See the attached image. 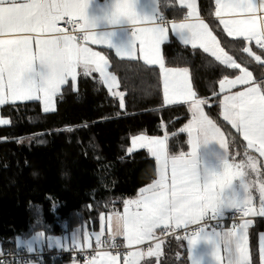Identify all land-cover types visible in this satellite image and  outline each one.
Segmentation results:
<instances>
[{
    "label": "trees",
    "instance_id": "16d2710c",
    "mask_svg": "<svg viewBox=\"0 0 264 264\" xmlns=\"http://www.w3.org/2000/svg\"><path fill=\"white\" fill-rule=\"evenodd\" d=\"M163 2L167 17L186 15V11L172 14L178 11L173 0ZM199 5L222 48L264 83V64L243 49L251 48L262 60L264 51L225 33L215 18L214 0H199ZM163 55L167 66L189 68L196 96L207 101V113L226 133L231 149L241 148L242 138L221 117L219 103V81L236 76L239 70L175 38L164 45ZM109 58L123 93V107L96 72L81 74L76 87L67 84L52 112H44L38 100L2 107L1 114L10 122L0 125V251L15 250L21 240L38 232L61 233L66 221L73 226L97 220L101 212L121 205L153 181L156 160L146 149L129 152L134 136L167 135L171 155L189 150L188 134L181 129L191 118L190 106L164 103L160 68L119 59L111 52ZM252 221L250 260L260 264L264 219ZM240 223L229 221L216 229ZM184 238L175 234L163 238L160 264H189Z\"/></svg>",
    "mask_w": 264,
    "mask_h": 264
},
{
    "label": "snow or ice",
    "instance_id": "6c2138e0",
    "mask_svg": "<svg viewBox=\"0 0 264 264\" xmlns=\"http://www.w3.org/2000/svg\"><path fill=\"white\" fill-rule=\"evenodd\" d=\"M181 2L190 9L189 16L198 17L195 0ZM216 5L217 17L221 16V10L232 17L220 20L228 36L244 37L249 42L255 41L256 45L264 49V0H216ZM88 7L89 0H0V105L9 101L42 99L45 112L54 110V97L59 93L61 85L68 82L69 77L76 79L78 67L83 68L85 75L92 71L99 72L110 89L117 86L116 77L106 73L105 57L87 46L78 44L76 36L57 26L59 21L69 17V23L75 28L78 17L82 21L80 28L84 30L81 37L83 40H91L93 43L108 42L109 46H112L110 39L91 31L96 28L97 20L89 18ZM105 18L111 24L120 23L122 18H126L133 25L143 20L151 21V27L135 30V41L131 48L117 47V52L133 56L136 41H139L145 60L158 64L161 69L165 103L190 100L194 113L193 122L181 129L187 131L190 136V158H186L182 153L179 157L169 160L166 142L159 138L139 136L133 140V148H147L160 162L164 171L160 179L143 189L137 199L125 202L123 215L114 213L120 229L119 234L125 237L127 247L132 248L154 239V231L161 225L186 228L189 224H199L209 214L215 219L223 208L239 209L244 215L256 213L257 210L252 206L249 186L243 179L244 173L239 170L243 164H230L226 153L222 174L207 168L203 169V175L198 171V147L207 144L209 139L218 140L223 148L226 143L220 129L204 115L201 105L205 101L195 99L196 93L191 87L189 70L166 68L160 58L159 44L166 38L167 28L162 18L158 17L157 11L153 16H140L136 9V0H113L112 10ZM172 27L180 34L184 43L191 44L192 47L199 46L221 64L240 70L241 74L234 79L225 76L219 81L221 92H230L237 85H248L243 91L224 96V118L230 120L238 131H242L249 147L258 145L256 150L264 156V83L254 82L253 73L247 68H242L241 64L220 47V42L203 21L173 24ZM243 51L264 64V60L250 48L245 47ZM113 95L118 94L113 92ZM119 100L120 106L123 107L122 94L119 95ZM8 123V120L0 119V124ZM194 126L204 133L202 141L193 136ZM248 159L249 167L255 170V162L251 157ZM169 165L172 173L171 190L166 177ZM234 168L236 171H233ZM237 176L241 177L246 195L243 199L233 197L225 200L224 190L232 186L233 179ZM260 193L258 214L264 216V183L260 184ZM132 207L135 211L130 210ZM141 208L143 211H140ZM250 224V220H245L242 224L217 234L218 242L214 253L217 262H221L220 250L223 247L227 253V264H251L247 233ZM205 232L206 227L202 226L188 238L189 244L195 246ZM102 235L103 232L95 237L98 245L103 243ZM37 236L43 239L42 233ZM73 245L79 246L75 237ZM55 246L63 248V241L57 240ZM88 246H91V241ZM260 252L264 258V243L261 244ZM159 253V243L155 249L150 247L147 252L129 251L123 264H140L143 257L158 256ZM0 264L4 262L0 261ZM87 264H120V255L101 252L90 258Z\"/></svg>",
    "mask_w": 264,
    "mask_h": 264
},
{
    "label": "crops",
    "instance_id": "0c3cea01",
    "mask_svg": "<svg viewBox=\"0 0 264 264\" xmlns=\"http://www.w3.org/2000/svg\"><path fill=\"white\" fill-rule=\"evenodd\" d=\"M195 2H196V9L198 12V17L197 16H189L188 13H189L190 9L187 7V5L185 3H182L181 0H173V3L175 4V7L178 8L177 9L178 11L175 10L172 14L175 15V13L179 14L182 11H186V15L183 18H179V19L169 18L166 16L167 19L169 20V22L164 23L165 27L167 28L166 38L159 44V53H158L160 58L163 60L166 68H177V67L167 66L165 59H164V55H163L164 45L166 43H168L172 38H175L177 41H179L183 45L192 47L191 44L184 43L183 40L181 39L180 34H178L175 30H173V27H172L173 24L179 25L180 23H196L198 21H203V23L208 25V28L213 33V35L216 36L215 33L213 32L209 22L207 20H205L201 15L199 0H195ZM214 2H215V18L218 19L219 23H220L221 18H223V19H231L232 18V17L226 15L223 12V10H221V16L217 17L216 12L218 9H217V5H216V0H214ZM112 5H113V0H89V7L87 10L89 18L90 19L95 18L97 20L96 28L94 30H91V31H95L98 36H105L106 38L110 39L112 42V46H109L108 42L93 43L91 40L84 41V42H79L78 40H76V42L82 46L89 47L90 49H92V51L98 52L102 56L105 57V59L107 60L106 73L109 74L110 76L116 77L117 86L110 89L109 85L104 83V79L100 76L99 72L92 71L91 73L96 72L98 74V76L100 77V79L102 80V82L105 84V86L107 87V89L111 93L120 92L123 95V93L121 91H119V88H118L119 87L118 77L116 76V74L114 72H112V70L110 68L111 67V62H110V58H109L110 52L113 53L119 59L141 60V61H143L149 65H154V66H158V67H159V65L149 63L145 60L143 53L140 50L142 45L140 44L139 41H136V44H135L136 51H135L133 56H129L127 54H120L117 52V49H116L117 47H121V48H125V49L131 48L133 42L135 41L134 32L137 28L151 27L152 24H151V21H149V20H143L142 22L138 23L137 25H133L130 22H128L126 18H122L121 22L118 24H111V23H109V21L105 17L110 14V12L112 10ZM165 5L166 4L163 2V0H136V9H137V12L140 16H153L156 13V11H157L158 16L161 14L167 15ZM174 17H178V16H174ZM76 19H79V18L77 17ZM221 26L223 27V30L227 34V31L225 30L224 25L221 24ZM68 34L73 35L71 33H68ZM185 34H187L186 30H185ZM229 37L234 38V39H239V38L244 39V37H239V36H235V35L229 36ZM216 38H217V36H216ZM217 40H218V38H217ZM247 42L249 44H252L253 47H255V46L258 47L256 45L255 41H251V42L247 41ZM33 47L35 48V45H33ZM220 47H222L221 44H220ZM192 48H200V47L197 46V47H192ZM200 49H202V48H200ZM37 65H38V62H37ZM241 67L246 68L243 66H241ZM183 68H186V67H183ZM187 69L189 70V68H187ZM160 71H161V69H160ZM248 71H250V70L248 69ZM81 74H84L83 68L78 67L76 79L73 80L71 77H69L68 82L64 85H61L60 91L57 94V96L62 92V89L67 84H71L72 86L76 87ZM240 74H241V72L239 70V73L237 75H240ZM189 76H190V83H191L192 90L195 92L193 81H192L191 74H190V70H189ZM236 76H231L228 78L234 79ZM253 78H254L255 83H260V82H257L255 80L254 75H253ZM161 80H162V88H163V74H162V72H161ZM247 86L248 85H237L235 88H232L230 90V92H221L220 88H219L220 114H221V117L226 122H228L232 127H233L232 122L230 120H226L224 118V115H225V108L223 105L224 96L243 91ZM57 96L54 97V110L56 109ZM163 98H164V91H163ZM195 99L205 101V103L201 105V108L203 110L204 115L209 120H211L217 128H221L207 113V110H206L207 101L205 99L198 98L197 96H195ZM29 101H36V100H29ZM29 101H15V102L9 101V102L5 103L4 105L9 104V103L29 102ZM38 101L41 103V106L44 109L43 100L40 99ZM164 103H165V99H164ZM177 103H186V104H189V106H191L190 100H178L176 103H172V104H177ZM165 104L166 105H172V104H167V103H165ZM4 105H0V119L5 118L1 114V109ZM54 110H50L48 112H52ZM193 119H194V116L191 117V119L187 122L185 127L188 126L190 123H192ZM0 125H3V124H0ZM5 125H7V124H5ZM233 129L242 138L241 148L237 147L235 149H231L229 139H228L226 133L223 131L224 132L223 139L226 143V147L225 148L222 147L223 151H206L210 147L209 141L207 142V144H201L199 146V148L197 149L198 150L197 151V158L199 161L198 171H200L201 175H203V169L207 168L208 170L213 171L217 174H222L223 170H224V160L227 158L226 153L228 155V162L230 164H234V165L243 164L244 166L239 170L244 173L243 179H244L245 183H247L249 186L248 190H249L250 195L252 197V206L257 207V209H256L257 212L254 213L253 218L264 219V216H261L258 214V210L260 208L259 206L261 204L260 184L264 183V156H261L260 153L256 150V147H258V145L256 147H249V142L244 139L242 131H238L234 127H233ZM187 134H188V139L190 140L189 133L187 132ZM209 135H211V133H209ZM193 136H195L198 141H202L204 138V133L194 126ZM189 145H190V147L192 146L191 143H189ZM200 147L203 149V151H201ZM216 148H218V146H216ZM189 150H190V148H189ZM189 150L186 151L185 153H183V154H185L186 158H190V154L192 151H189ZM224 150H226V151H224ZM167 155L169 157V160H171V158L179 157L181 154L171 155L169 153V151H167ZM249 157H251L252 160L255 162V165H256L255 170H253L251 167H249V159H248ZM155 160L157 163L156 178L153 181H151L149 184H146L145 186H143L139 190V192L136 193L135 195H132V196L124 199L123 203L121 205H119L117 207H113L112 209H110L108 211L101 212L98 215L97 220L90 219V220H87L81 224H77V225H73V226H69V223L66 221L63 225V229H62L61 233H57V234H46L43 232L35 233V234L25 238L24 240H21V242H19V245H24L28 249L31 248V251H34L35 249L40 248L44 245L50 249H59L60 247L55 246V242L57 240H62L64 247H72V246H74L73 245V238L75 237L76 242L79 245L78 247H89L88 246L89 241H91V245H93L96 242V240H95L96 235L103 232L101 239L104 237L114 238V239H117L119 242L124 243L127 246V241H126L125 237L123 235L119 234L120 229H119V226L116 222L114 213H120L121 215H123L124 209H125V202H127L129 200L137 199L140 196L141 191L143 189H146L150 185L155 184L156 181H158L160 179L161 173H162V171H164V169H162L161 164H159V161L156 158H155ZM233 171H236V169L234 168ZM166 177H167V184L169 186V190H171V185H172L171 165H169L168 169L166 170ZM148 195H152V193H148ZM245 195H246V193L244 191V188H243V185L241 182V177H239V176H237L235 179H233L232 186L225 189L224 193H223L225 200H227L228 198H233V197L243 199ZM130 210L135 211V208L132 207ZM231 210H233V208H223L219 215H224L225 213H227L228 211H231ZM140 211H143V209L141 208ZM209 215L211 216V214H209ZM252 222L253 221H251V224H250L249 228L247 229L248 238H249L250 227L252 226ZM191 225L192 224H189L187 227H189ZM234 226H237V225H230L229 224V225L225 226L224 228L222 227V228L216 229V230H206V232L204 234H202L201 239L197 242V244L195 246H191L189 244V240H188V238L192 237L193 234H190L189 236L185 237L184 239L186 240V245H187V249H188V256L187 257H188L189 264H227V253L223 247H221V250H220L221 262H217L216 257H215L214 253H215L216 244L218 242L217 234L222 233L224 231H228V230L232 229ZM184 228L185 227L174 228L173 225H170L169 227H165L164 225H161L160 227L155 229L154 234H153L155 237L154 239L147 240L143 244H140V245H134L132 248H129V250H127L123 253H116V252H110V253L113 255L119 254L120 255V264H123L124 258L129 251L143 250V251L147 252V250L150 247L155 249L156 244L159 243L160 244L159 255L153 256V257L145 256L140 260V264H160V258L163 255V248H164V242H165L163 239V236H162V232L163 231L174 232V231H179V230L184 229ZM41 233L43 234V239L38 238V236H37L38 234H41ZM206 237H209V238H206ZM262 243H264V231H262L259 234V250L261 248ZM103 252H105V251H103ZM106 252H109V251H106ZM99 253H101V252H99ZM99 253H96L94 256H97ZM249 254H250V259H251L250 244H249ZM24 264H43V263L41 261H37V260H29V261L25 262ZM260 264H264V258H262L261 252H260Z\"/></svg>",
    "mask_w": 264,
    "mask_h": 264
},
{
    "label": "built area",
    "instance_id": "2783aa9c",
    "mask_svg": "<svg viewBox=\"0 0 264 264\" xmlns=\"http://www.w3.org/2000/svg\"><path fill=\"white\" fill-rule=\"evenodd\" d=\"M158 17H161L164 23L169 22L165 14H161ZM69 17H65L63 20L58 22V27L66 30L67 33H71L77 37L79 42H84L81 37L84 34V30L80 28L82 23L79 19H76L75 28L72 23H69ZM159 23L160 20L158 19ZM258 46V45H257ZM259 49H261L258 46ZM264 51V49H261ZM249 215H244L239 209H233L225 215H217L215 219H212L210 215L206 216L201 220L199 224H192L189 227H186L179 231L167 232L163 235V238L168 237L171 234L180 235V236H189L204 226L206 230H214L219 226H223L229 221L239 223L249 219ZM102 244L98 245L96 242L90 247H63L59 249H50L47 246H42L37 248L34 251L29 250L24 245H19L15 250H4L0 251V261H3L4 264H24L29 260L37 261H65L67 264H87V261L92 258L96 253L109 251L116 253H123L129 248L122 242H119L117 239L104 237L101 239Z\"/></svg>",
    "mask_w": 264,
    "mask_h": 264
},
{
    "label": "rangeland",
    "instance_id": "374dc122",
    "mask_svg": "<svg viewBox=\"0 0 264 264\" xmlns=\"http://www.w3.org/2000/svg\"><path fill=\"white\" fill-rule=\"evenodd\" d=\"M118 95V97H119V95L121 94L120 92H116ZM190 110H191V117H193L194 116V113H193V111H192V106H190ZM191 119V118H190ZM3 120H8L9 122H10V120L8 119V118H3ZM9 124V123H8ZM3 125H5V124H3ZM220 129V131L223 133V135H224V132H223V130L221 129V128H219ZM139 136H147V137H149V138H159V139H162V140H165V142H166V151H168L167 149H168V143H167V135H161V136H149V135H146V134H139V135H136V136H134L133 138H132V142H131V145H130V147H129V149H132V151H129V152H133V151H136V150H140V149H146L148 152H150L147 148H140V147H135V148H133V140L136 138V137H139ZM224 137V136H223ZM209 141V148L206 150V151H223V149H222V146L220 145V143H219V141L218 140H211V139H209L208 140ZM216 146H218V148H216ZM199 148V147H198ZM201 148V147H200ZM189 151H192V146L190 147V150ZM198 151V150H197ZM201 151H203V149L201 148ZM224 151H226V150H224ZM151 153V152H150ZM159 164H160V162H159ZM255 209H257V207L256 206H253ZM260 207V206H259ZM253 216H254V213H252V214H250L249 215V219L248 220H250V221H252V218H253ZM243 222H241V224H242ZM182 230V229H181ZM185 237H187V236H185Z\"/></svg>",
    "mask_w": 264,
    "mask_h": 264
}]
</instances>
